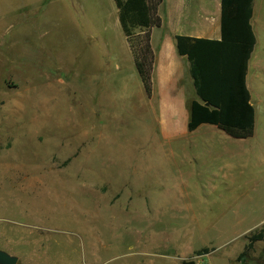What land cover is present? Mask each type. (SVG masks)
Instances as JSON below:
<instances>
[{
  "label": "rangeland",
  "instance_id": "obj_1",
  "mask_svg": "<svg viewBox=\"0 0 264 264\" xmlns=\"http://www.w3.org/2000/svg\"><path fill=\"white\" fill-rule=\"evenodd\" d=\"M254 10V135L201 128L191 156L196 95L171 35L164 52L163 30L126 38L113 0H0V250L17 264H264V241L248 248L264 228V0ZM159 53L177 57L163 84Z\"/></svg>",
  "mask_w": 264,
  "mask_h": 264
},
{
  "label": "trees",
  "instance_id": "obj_2",
  "mask_svg": "<svg viewBox=\"0 0 264 264\" xmlns=\"http://www.w3.org/2000/svg\"><path fill=\"white\" fill-rule=\"evenodd\" d=\"M117 18L126 38L139 33L148 38L151 17L147 0H113ZM254 0H221L220 39L194 38L176 35L175 49L189 63L196 98L190 102L186 124L188 132L203 124L217 127L233 139H248L254 135L255 108L246 78L249 62L256 46L251 24ZM154 24V23H153ZM138 74L146 92H150L147 72V53ZM135 56V54L133 55ZM136 66L137 59L134 57ZM136 68V69H137ZM256 241H264V228L249 238L248 248ZM207 248L194 255L207 254ZM245 253L240 255L243 258ZM182 264H195L191 259Z\"/></svg>",
  "mask_w": 264,
  "mask_h": 264
},
{
  "label": "crops",
  "instance_id": "obj_3",
  "mask_svg": "<svg viewBox=\"0 0 264 264\" xmlns=\"http://www.w3.org/2000/svg\"><path fill=\"white\" fill-rule=\"evenodd\" d=\"M147 4L149 7L151 23L154 21L153 22L154 24L152 23L151 27L148 29V32H153L154 29L164 31L163 33H161L162 36L164 35V39L161 42L163 52L169 50V48L167 47L169 42L167 39H165L167 38V35L172 36L171 38L173 41V48L175 44L174 37L176 35H183L194 38H207L214 40L220 39L221 0H147ZM254 11L255 10L253 3V18H254ZM167 28L168 30H166ZM170 28H173L172 31H170ZM177 28L179 31H175L177 30ZM159 54L161 55V57L159 56L160 59L158 58L157 60V65L155 67V70L157 71V67H158L157 72H158L159 81L160 84L161 83L163 84L165 82V76H164L165 72L168 71V73H172L177 69V57L174 58V55L173 54L171 55L174 61L176 62H173V64L174 63L175 64L174 65L172 64L170 68L169 67L170 63H168L167 65L163 63L164 62L163 55H165L166 53H159ZM179 57L185 58L183 56H179ZM188 67H189V63H188ZM246 83L249 92L251 94V103H252L253 94L248 85V74L246 78ZM192 100L193 99H191V101ZM252 105L254 106L253 103ZM255 114H256V109H255ZM201 128L204 129L203 133L200 134L202 140L204 138H208V139L217 138L220 141H224L226 139L227 143L229 144L233 143V142L230 143V141H232L230 139L233 138L229 137L224 132L223 133L225 134V136L223 134L221 135V132H215L214 129H216L217 127L209 124H203L199 126L195 131L188 132L190 135L189 137H185L186 143L190 141L193 147V149L192 148L186 149L187 151H190L191 153L195 151V146H196L195 142L198 141L197 139L198 131H200ZM170 136L172 137L173 135L170 134ZM194 154L195 153L193 152V155L191 156H195Z\"/></svg>",
  "mask_w": 264,
  "mask_h": 264
},
{
  "label": "water",
  "instance_id": "obj_4",
  "mask_svg": "<svg viewBox=\"0 0 264 264\" xmlns=\"http://www.w3.org/2000/svg\"><path fill=\"white\" fill-rule=\"evenodd\" d=\"M17 257L0 250V264H17Z\"/></svg>",
  "mask_w": 264,
  "mask_h": 264
}]
</instances>
